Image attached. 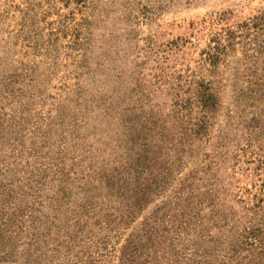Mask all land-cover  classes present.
Instances as JSON below:
<instances>
[{
	"label": "trees",
	"instance_id": "obj_1",
	"mask_svg": "<svg viewBox=\"0 0 264 264\" xmlns=\"http://www.w3.org/2000/svg\"><path fill=\"white\" fill-rule=\"evenodd\" d=\"M66 1L92 18L94 0ZM251 21V29L264 27V15ZM238 37L226 30L215 41L205 59L211 80L187 82L186 97L172 88L166 113L153 112L143 89L94 101L77 87L71 103L85 112L93 108L87 101L95 103L117 130L109 162L77 157L84 139L77 119L54 123L47 116L52 121L42 130L0 108V264H264V199L235 212L210 203L216 189H199L208 173L200 145L221 109L220 64ZM252 50L264 52V45ZM242 57L246 77L232 74L241 83L232 87L234 110L220 138L241 127L247 147L264 154V55Z\"/></svg>",
	"mask_w": 264,
	"mask_h": 264
},
{
	"label": "rangeland",
	"instance_id": "obj_2",
	"mask_svg": "<svg viewBox=\"0 0 264 264\" xmlns=\"http://www.w3.org/2000/svg\"><path fill=\"white\" fill-rule=\"evenodd\" d=\"M94 1L93 16L88 18V8L72 1L0 0V108L7 118L27 119L42 130L52 118L54 123L59 117L65 122L77 119L84 138L77 157L109 162L117 130L95 103L87 101L85 106L93 107L89 112L71 103L77 87L87 91L88 99L94 95V101L143 89L153 112L166 113L175 93L172 88L186 97L187 82L196 86L211 80L206 55L226 30L237 31L240 37L226 50L216 83L221 109L200 145L205 155L201 165L208 173L199 189H216L217 197L210 203L220 202L235 212L264 199V154L247 147L249 135L241 127L227 140L220 138L226 115L234 110L232 87L241 83L232 74L238 71V77L241 73L246 77L243 55H264L263 50L259 54L252 50L264 45V30L260 34L264 27L251 29V20L264 15V0ZM244 24L249 27L246 32ZM59 102L65 105L56 113ZM47 116L52 118L42 119ZM51 129V139L57 141L56 125ZM190 167L183 168L182 175ZM119 237L115 245L122 240Z\"/></svg>",
	"mask_w": 264,
	"mask_h": 264
}]
</instances>
